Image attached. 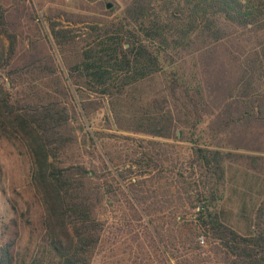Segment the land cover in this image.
Instances as JSON below:
<instances>
[{
  "label": "trees",
  "instance_id": "trees-1",
  "mask_svg": "<svg viewBox=\"0 0 264 264\" xmlns=\"http://www.w3.org/2000/svg\"><path fill=\"white\" fill-rule=\"evenodd\" d=\"M115 1L73 0L40 35L0 0V137L42 210L24 248L20 220L2 225L0 264H264V194L250 235L218 218L226 133L264 110V0Z\"/></svg>",
  "mask_w": 264,
  "mask_h": 264
},
{
  "label": "rangeland",
  "instance_id": "rangeland-1",
  "mask_svg": "<svg viewBox=\"0 0 264 264\" xmlns=\"http://www.w3.org/2000/svg\"><path fill=\"white\" fill-rule=\"evenodd\" d=\"M71 1L73 0H24L23 5L30 15L34 16L35 21L40 20L42 32L40 35H42L43 32L47 33L48 25L41 19L52 15L54 11L70 10L67 6ZM106 4H110L108 9L105 8ZM118 4L115 0H102L105 11L117 6L113 15L120 10L121 5ZM159 6L157 5V9ZM88 14L93 18L99 16L94 13ZM23 32L28 38L39 39V33L31 28L24 29ZM43 42L37 46H43L48 52L47 45L44 40ZM3 44L5 45V41ZM53 56L58 62L55 52ZM58 65H60L59 62ZM4 83L8 86L7 81ZM89 96L93 95L89 94ZM249 98L250 96L242 95L234 90L228 97V101L242 107L248 104ZM103 112L104 115L108 114L105 106ZM107 132L121 136L127 135L131 139L141 137L136 134L119 133L113 129ZM226 134L229 135V145L222 142L225 145L222 150L239 157L224 164L225 186L222 200L218 205V218L239 235L246 236L251 234L253 214L264 194V110L261 114L244 122L243 125H236L232 133ZM222 136V133L218 135L219 138ZM216 140L213 142L216 143ZM123 141L121 140L122 144H124ZM124 142L134 143L132 140ZM30 172L31 164L25 149L18 143H11L0 137V242L3 240L2 225L12 218H17L21 222L18 241L20 248L27 245L28 236V229L22 224L21 216L25 215L34 221L42 212L30 184ZM91 264H100V255L96 256Z\"/></svg>",
  "mask_w": 264,
  "mask_h": 264
},
{
  "label": "water",
  "instance_id": "water-1",
  "mask_svg": "<svg viewBox=\"0 0 264 264\" xmlns=\"http://www.w3.org/2000/svg\"><path fill=\"white\" fill-rule=\"evenodd\" d=\"M109 7H110V4H106V5H105V8H106V9H108ZM125 47H126V45H125ZM7 84H8V83H7ZM176 134L178 135V132H176Z\"/></svg>",
  "mask_w": 264,
  "mask_h": 264
}]
</instances>
